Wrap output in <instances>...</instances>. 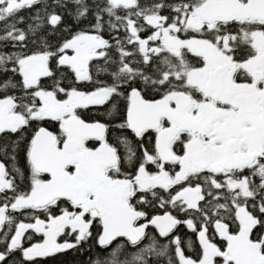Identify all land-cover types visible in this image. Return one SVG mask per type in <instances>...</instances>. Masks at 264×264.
<instances>
[{
	"label": "snow or ice",
	"instance_id": "obj_1",
	"mask_svg": "<svg viewBox=\"0 0 264 264\" xmlns=\"http://www.w3.org/2000/svg\"><path fill=\"white\" fill-rule=\"evenodd\" d=\"M264 264V0H0V264Z\"/></svg>",
	"mask_w": 264,
	"mask_h": 264
},
{
	"label": "flooded vegetation",
	"instance_id": "obj_2",
	"mask_svg": "<svg viewBox=\"0 0 264 264\" xmlns=\"http://www.w3.org/2000/svg\"><path fill=\"white\" fill-rule=\"evenodd\" d=\"M71 256V253L67 254L66 256H57L55 260H48L46 261V264H57V261L63 260V259H69Z\"/></svg>",
	"mask_w": 264,
	"mask_h": 264
}]
</instances>
